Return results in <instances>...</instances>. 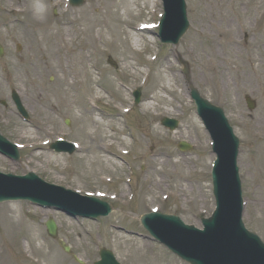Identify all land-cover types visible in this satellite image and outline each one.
Segmentation results:
<instances>
[{
  "label": "rangeland",
  "instance_id": "obj_1",
  "mask_svg": "<svg viewBox=\"0 0 264 264\" xmlns=\"http://www.w3.org/2000/svg\"><path fill=\"white\" fill-rule=\"evenodd\" d=\"M113 1L121 2L84 0L81 7H73L67 0H0V44L5 50L0 59V132L23 147L19 163L0 155V171L17 175L33 172L82 195L107 194L105 199L115 208L109 218L90 221L42 210L25 201L1 204L0 264L5 252H12L8 259L13 264H49L52 257V264H78L48 236L45 223L49 218L58 224L59 239L84 264L97 261L101 248L111 250L121 264H186L154 242L138 218L145 211H157L178 215L185 223L202 228L201 220L215 210L211 170L216 158L190 88L225 111L241 141L238 165L245 200L243 219L247 229L264 242V0H186L190 28L177 46L164 45L158 38L164 13L161 0H127L137 2L131 7L133 16L120 23L114 20V25L133 30L141 41L128 55L120 52V42H114V36H108L111 42L105 41L99 32ZM216 3L226 5L222 16L233 19V29L238 17L247 21V29H239L238 44L231 50L223 45L222 32L234 31L227 28L225 20L211 17ZM152 24V30L136 31ZM58 33L62 41L56 56L60 58L52 56ZM125 37L121 35L120 40ZM73 52L86 61L74 63ZM109 56L117 69L108 65ZM183 64L188 65L187 76ZM74 65L77 74L72 71ZM82 67L88 73L87 84ZM59 86L67 94H60L61 101L68 98L66 104L55 99ZM12 90L20 95L31 117L29 123L18 115ZM90 90L103 96L96 107L92 103L97 94L89 97ZM135 90L142 92L138 106L134 104ZM72 92L87 94L84 107L76 104L79 97H73ZM147 103L152 108L144 112ZM85 109L99 114L103 122L99 135L112 140L110 151L120 158L104 156L113 162V184H105L100 174L89 170L87 157L100 145L98 137L83 131L80 114ZM125 110L130 112L123 113ZM164 118L179 121L178 129L170 132L164 128ZM59 138L76 142L81 149L72 156L49 150L50 143ZM181 141L190 143L193 151L181 152ZM87 150L88 156L84 154ZM101 155L98 153V158L103 160ZM8 216L23 223L17 230L21 234L14 231L12 241L3 224ZM26 230L36 240L24 246L19 242L18 247L16 239L24 237ZM37 247L41 252H36Z\"/></svg>",
  "mask_w": 264,
  "mask_h": 264
},
{
  "label": "water",
  "instance_id": "obj_2",
  "mask_svg": "<svg viewBox=\"0 0 264 264\" xmlns=\"http://www.w3.org/2000/svg\"><path fill=\"white\" fill-rule=\"evenodd\" d=\"M165 1L167 16L162 24L160 36L164 43L178 44L188 29L185 0ZM82 3V0L74 2L76 5ZM191 95L198 106L199 115L216 143L214 151L219 159L213 179L218 201L217 211L212 219L203 221L206 227L205 232L184 227L179 219L162 215L145 216L142 218V224L147 229H151L155 237L157 235L161 238L163 243L176 249L178 251L176 254L191 264H264L257 237L247 233L241 221V213L236 217L235 209H231L238 205L241 194L236 167L239 142L225 120L222 110L203 100L194 88ZM17 104L19 105L18 99ZM55 148L63 151L56 145ZM181 148L189 149L185 143L181 145ZM0 149L3 153H10L19 159L18 152L2 137H0ZM236 196L238 201L235 199ZM35 199L40 200L41 203ZM17 200L37 202L44 207L57 206L64 210H71L73 215L86 214L84 211H79L81 209L89 210V201L48 185L33 174L25 178L0 175V203ZM91 201L98 203V201ZM46 227L48 234L55 238L57 236L55 222L50 220ZM178 230L184 232V237L178 239ZM60 244L65 251L69 252L63 242ZM261 248L264 250V247L261 246ZM101 258L102 260L96 264H117L113 255L106 250H102Z\"/></svg>",
  "mask_w": 264,
  "mask_h": 264
},
{
  "label": "bare ground",
  "instance_id": "obj_3",
  "mask_svg": "<svg viewBox=\"0 0 264 264\" xmlns=\"http://www.w3.org/2000/svg\"><path fill=\"white\" fill-rule=\"evenodd\" d=\"M137 1H140V0H137ZM146 1H150V0H146ZM134 3L136 4L137 2L132 1L130 3L127 0H121V2L118 4L115 3V1L111 2L108 6V9H111V11L109 13L107 12L108 14H107V17L105 18L106 22L104 24V28H103V30L99 31L103 35V37L105 38V41H109V38H108L109 35L114 36L112 38L113 41L116 42L117 44H118V42H120L119 44L121 45V48H122V51H120V52L123 53L124 55H128L130 50L133 47H139L140 42H141L139 37L137 36V34L133 30H128V29L127 30H124V29L121 30L118 26V23L123 22L125 19H129L130 17L133 16V10L131 7H132V4H134ZM112 7H113V10H112ZM32 8H34V5H32ZM225 8H226L225 4L216 3L215 4V12L214 11L211 12V17L212 18L213 17L214 18L219 17V18L225 20V22L227 24V28L234 31V34H231L229 32H225V31L222 32V34L225 37V40H223V45H225L227 49L231 50L235 47V44H238V39L236 38V35H237V33H239V29L243 28V31H244L245 29H247L248 25H247V21L244 18L238 17L237 18L238 24H237V26H234V29H233V27H232L233 19L230 18L227 14L222 16ZM236 15H237V13H236ZM85 19L87 21H89V17L86 14H85ZM114 20L118 22L117 25L116 24L114 25ZM90 21L92 22L93 20H90ZM143 29H145V28H143ZM136 31H141V29H136ZM123 34L126 35V37L124 38V40L121 41L120 36ZM56 38H58V39H53L54 42L52 44V52H53L52 56H56V54H58L57 53V51L59 50L58 46H59L60 42L62 41V40H60V34L59 33L56 35ZM109 42H111V40ZM215 47H216V44H214L211 47L210 51L212 53L215 52ZM77 54L78 53L73 52V54L71 56L74 63H76L78 60L86 61L81 55L79 56ZM56 57L60 58V56H58V55ZM76 66L75 65L73 66L72 71L77 74ZM82 73L86 77L85 84H87L88 73L86 72L85 67H82ZM74 90H75V88L72 91H74ZM69 92L70 91L68 90V94H69ZM72 93H73V97L77 96V95L79 97V101L76 104H79L81 106L85 105L84 100L81 99V97H84V96L80 92H72ZM88 93L97 94V97L95 98L96 102H100L103 100V96L100 92H96V91L93 92L90 90V92H88ZM58 94H59V96H58ZM60 94L67 96V94H65L64 91H62L60 89V86H59L57 88V91L55 92V99L59 102L61 101ZM69 96H70V94H69ZM61 102L66 104L69 102V100L67 97H65ZM142 108H143L144 112H148L152 107H151V105H149L147 103V104H144ZM99 118H101V117H98V115H96V110H92V109L87 110V111L85 110L84 113L80 114V119H82L84 121L83 131H86L87 134H91L92 136H95L96 138L98 137L99 138L98 143L100 145H104V147H111L114 145L112 140L105 141V139L101 135H99L100 126L103 123L100 121ZM160 139L163 140L162 138H160ZM102 148H103V146L91 149V150H93V152L90 154L92 157L90 168L92 170H95V171L98 170L101 173V175H106L109 173L110 166L113 164V162H111L109 159L106 160L104 158V155H101L103 157V160L98 158V153H100ZM95 149L97 151H94ZM87 152H88V150L86 152H84V154H87ZM108 155L111 157H117L118 158V156L116 154H109L108 153ZM158 160H161V159H158ZM161 164L164 166L166 165V162L164 159L162 160ZM177 166L181 167L182 162L178 161ZM200 188L202 189L203 187L201 186ZM3 220H4L3 224L5 225V229H7V228L9 229V235L11 238L10 241H12L14 239V237L11 235H14V231H16L15 234L17 232H19L17 230H19V228L21 226H23V223L18 222L19 220H15L11 216L4 217ZM19 234H21V233L19 232ZM35 240H36V236L32 232L26 230L24 237H19L16 239V245L18 247H20L19 246V242H20L22 244V246H24L26 243L29 244V243L35 242ZM35 250H36V252H41L42 249L37 247ZM11 253L12 252H8L9 255H11ZM8 254H7V252L2 254L1 264H13L8 259ZM53 258L54 257H52V261H53ZM52 261L49 264H52Z\"/></svg>",
  "mask_w": 264,
  "mask_h": 264
}]
</instances>
